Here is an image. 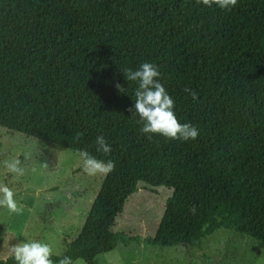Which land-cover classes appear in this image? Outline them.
<instances>
[{
    "label": "trees",
    "instance_id": "obj_1",
    "mask_svg": "<svg viewBox=\"0 0 264 264\" xmlns=\"http://www.w3.org/2000/svg\"><path fill=\"white\" fill-rule=\"evenodd\" d=\"M144 62L157 66L178 121L198 128L195 140L140 131L128 111L138 82L123 72ZM0 127L115 163L53 264L64 256L94 264L118 243L196 247L219 229L264 248V0L230 9L197 0H0ZM98 135L109 155L96 150ZM140 184L172 189L155 233L113 231ZM0 264L18 262L9 255Z\"/></svg>",
    "mask_w": 264,
    "mask_h": 264
},
{
    "label": "rangeland",
    "instance_id": "obj_2",
    "mask_svg": "<svg viewBox=\"0 0 264 264\" xmlns=\"http://www.w3.org/2000/svg\"><path fill=\"white\" fill-rule=\"evenodd\" d=\"M19 161L22 173L6 163ZM104 174L83 171L79 154L53 143L0 127V186L14 193L19 212L0 207V259L13 255L11 247L25 242L48 244L61 254L74 239L98 192ZM172 189L140 184L125 202L113 231L141 237L153 235ZM211 260L209 261L208 258ZM94 264H264V248L255 240L219 229L200 246H151L118 243L97 255ZM73 264H86L76 259Z\"/></svg>",
    "mask_w": 264,
    "mask_h": 264
},
{
    "label": "clouds",
    "instance_id": "obj_3",
    "mask_svg": "<svg viewBox=\"0 0 264 264\" xmlns=\"http://www.w3.org/2000/svg\"><path fill=\"white\" fill-rule=\"evenodd\" d=\"M205 6L212 7L213 4L221 9H230L235 6L237 0H197ZM128 81L138 82L135 90L134 108L130 107L129 112L132 116H139L138 123L142 124L140 131L146 135L159 134L170 140L182 139L184 141L195 140L199 135L197 127L191 123H180L173 111L175 102L160 82V72L156 65L144 62L136 70L126 69L124 72ZM116 88L124 92V87L117 83ZM193 100L198 99V94L185 88ZM81 133L77 132L74 140H79ZM96 150L109 155L112 151L111 146L106 142L103 135H98L95 139ZM79 157L82 160V168L90 176L97 174L107 175L115 170V163L112 160L103 161L97 159L86 150H80ZM6 163L12 172L22 173L19 161ZM0 207H6L10 212H19L22 206H18L14 200V193L7 186H0ZM194 211V209H193ZM11 251L18 264H53L51 260L52 250L48 244L33 241L31 243L17 244L11 247ZM59 264H73L69 256H64L59 260Z\"/></svg>",
    "mask_w": 264,
    "mask_h": 264
},
{
    "label": "water",
    "instance_id": "obj_4",
    "mask_svg": "<svg viewBox=\"0 0 264 264\" xmlns=\"http://www.w3.org/2000/svg\"><path fill=\"white\" fill-rule=\"evenodd\" d=\"M183 246L187 247V245L185 243L182 244Z\"/></svg>",
    "mask_w": 264,
    "mask_h": 264
}]
</instances>
